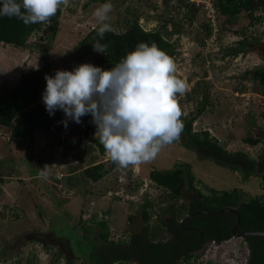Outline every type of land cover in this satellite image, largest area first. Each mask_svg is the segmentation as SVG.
<instances>
[{
    "label": "rangeland",
    "instance_id": "1",
    "mask_svg": "<svg viewBox=\"0 0 264 264\" xmlns=\"http://www.w3.org/2000/svg\"><path fill=\"white\" fill-rule=\"evenodd\" d=\"M190 1L200 7L193 24L183 16L186 8L179 0L168 3L111 0L113 9L108 22L113 30H123L130 12L134 11L145 28H166L173 32L170 40L176 48L175 74L187 85L183 95L177 94L183 115L186 119L194 116L208 94L212 103L195 119L194 129L209 130L226 152L209 149L211 157L199 155L184 146L186 138L180 137L163 146L148 162L111 167L110 156L106 151L101 153L93 141L84 145L94 146L95 159L84 150L74 153L66 146L72 136L85 137L86 118L91 114L76 123L60 110L61 130L55 134L37 131L36 139L25 143L10 140L11 129L0 125V177H5L0 181V264H69V259H73L72 264H81L91 248H78L76 242L100 231L90 220L104 218L110 238L115 241L130 239L144 224L146 198L154 203L150 221L155 225L159 206L167 202L161 200L163 188L150 179L152 169H169L178 162H188L195 184L203 191H206L205 183L217 189L242 188L250 195L248 198L263 192L261 170L256 161H247L245 156L258 160L264 143L251 146L244 137L249 130L258 134V129L264 128V86L252 78L253 70L264 68V8L255 12L263 16V22L254 26L248 24L249 18L219 15L216 10V29H211L210 36L205 37V25L211 26L204 3ZM105 2L65 0L54 37H49L52 33L49 19L25 46L0 43V92L14 86L21 74L40 69L42 101L46 74L54 75L58 69L72 70L82 63L92 64L99 53L78 61L74 47L90 29L99 25L93 13ZM242 28L249 42L244 52L233 55L230 52L243 37L238 33ZM65 119H68L67 127L63 123ZM92 126H96L93 120ZM96 131H89L88 136L96 137ZM212 157L220 158L223 165ZM99 161L105 163L109 172L95 182L85 176L83 168ZM46 165L48 176L42 178L39 172ZM230 165L238 169H231ZM248 170L255 173L245 179L243 175ZM188 197V193L183 196ZM20 212V218L11 214ZM170 214L171 211L166 216ZM248 252L244 239L233 236L219 244H207L198 264H246ZM95 263L88 259V264Z\"/></svg>",
    "mask_w": 264,
    "mask_h": 264
},
{
    "label": "trees",
    "instance_id": "2",
    "mask_svg": "<svg viewBox=\"0 0 264 264\" xmlns=\"http://www.w3.org/2000/svg\"><path fill=\"white\" fill-rule=\"evenodd\" d=\"M163 1L168 3L171 0ZM179 3L186 8L183 16L193 24L200 7L190 0H179ZM213 5L219 15L249 18L250 26L263 22V16L255 12L264 8V0H213ZM62 11L63 5L60 6L55 16L50 18L52 33L49 37H54L56 34L55 29L59 26L58 20ZM130 13L131 17L125 21V29H112L105 33L102 40L95 30L98 26L90 29L74 47L78 61H84L96 52L92 46L95 42L107 45L106 54L99 53L92 63L104 69H110L139 42L155 44L173 58L176 49L170 40L173 32H169L166 28L147 29L140 23L138 13L134 11ZM42 27L43 23L24 25L16 17H0V43L12 44L16 47L25 46L31 35L40 31ZM205 29V37L210 36L212 28L207 24ZM238 33H241L243 37L231 49L230 53L233 55L244 52L249 42L243 28ZM201 60L205 61L202 57ZM252 73V78L259 80L264 86V68H256ZM41 92L42 71L40 69H31L21 74L14 86L0 92V125L11 129L10 140L15 143L34 141L37 131H53L52 133L55 134L62 129L63 126L59 122L62 120L61 111L57 110L54 115H49L45 104L40 101ZM211 103L209 95L206 94L194 116L186 119L182 110L180 116L184 125L180 137L186 138L183 145L206 157H211L209 149L219 153L226 152L218 138L212 136L209 130L194 129L195 119L207 111ZM96 130L97 126H92V117L88 116L85 122V137L77 139L72 136L68 139L66 146L74 153L84 150L92 159H95L94 146L84 145V142L93 141L99 147L100 152L104 153L105 149L99 139L88 136L89 131ZM258 131V134H254L249 130L244 141L251 146L264 143V128L261 127ZM245 157L252 163L256 161L261 170L259 176L262 178L263 192L251 198H248L250 195L247 196L242 188L217 189L203 184L200 180L199 182L206 190L203 191L195 184L192 166L188 162H178L169 169H152L150 179L157 187L163 188L161 200L167 202L164 206H159L155 225H152L150 221L154 203L148 198L143 202L144 224L140 231L131 235L130 239L115 241L110 238L108 222L104 218L94 222L93 219L90 220L89 222L97 225L100 231L94 232L92 237H80V240L76 242L78 248H91L86 256H83L81 264H88V259H93L95 264H198L207 246L205 242L219 244L233 237L232 227L238 216L240 219L236 229L237 233L264 231V151L258 160L250 159L248 155ZM212 158L217 164L223 165L224 162L220 158ZM110 164L111 167L118 166L112 160ZM229 168L238 169L233 165ZM251 171L245 172L243 175L245 179L255 173ZM83 172L86 177L96 182L105 177L109 169L103 161H99L84 167ZM4 179L5 177H0V181L3 182ZM133 190L132 188L131 191ZM185 193L189 194L188 199L183 198ZM226 208L234 209L235 212H220ZM170 211L171 214L166 216ZM11 214H14L16 218L22 216V212ZM95 235L98 239L94 237ZM242 238L249 251L246 264H263L264 236L248 234ZM73 262V259L68 261L69 264Z\"/></svg>",
    "mask_w": 264,
    "mask_h": 264
},
{
    "label": "clouds",
    "instance_id": "3",
    "mask_svg": "<svg viewBox=\"0 0 264 264\" xmlns=\"http://www.w3.org/2000/svg\"><path fill=\"white\" fill-rule=\"evenodd\" d=\"M65 0H0V17H16L24 25L47 22ZM113 5L106 0L93 13L102 40L111 31ZM98 53L107 45L92 43ZM172 57L155 44L139 42L110 69L82 63L72 70L46 74L42 102L49 115L62 110L76 123L91 114L96 137L111 160L127 167L154 159L163 146L178 140L184 125L177 94L186 82L177 77ZM67 127L68 119L63 121ZM39 176L47 178V165Z\"/></svg>",
    "mask_w": 264,
    "mask_h": 264
},
{
    "label": "built area",
    "instance_id": "4",
    "mask_svg": "<svg viewBox=\"0 0 264 264\" xmlns=\"http://www.w3.org/2000/svg\"><path fill=\"white\" fill-rule=\"evenodd\" d=\"M202 3H204V9L208 13V17L210 19V26L212 29H216L217 20H216V9L213 5V0H202ZM213 41V39H211Z\"/></svg>",
    "mask_w": 264,
    "mask_h": 264
},
{
    "label": "water",
    "instance_id": "5",
    "mask_svg": "<svg viewBox=\"0 0 264 264\" xmlns=\"http://www.w3.org/2000/svg\"><path fill=\"white\" fill-rule=\"evenodd\" d=\"M222 211H232V212H235L234 209H231V208H226V209H223L221 210L220 212ZM239 216H238V219L236 221V223L234 224V226L232 227V236H236V237H244L245 235H248V234H258V235H263L264 236V231H243V232H239L237 233L236 229H237V226H238V223H239ZM264 264V263H263Z\"/></svg>",
    "mask_w": 264,
    "mask_h": 264
},
{
    "label": "flooded vegetation",
    "instance_id": "6",
    "mask_svg": "<svg viewBox=\"0 0 264 264\" xmlns=\"http://www.w3.org/2000/svg\"><path fill=\"white\" fill-rule=\"evenodd\" d=\"M205 244L207 245V244H209V242H205Z\"/></svg>",
    "mask_w": 264,
    "mask_h": 264
}]
</instances>
